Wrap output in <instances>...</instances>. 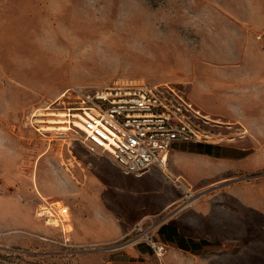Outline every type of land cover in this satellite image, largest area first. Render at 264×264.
Wrapping results in <instances>:
<instances>
[{"label":"rangeland","instance_id":"1","mask_svg":"<svg viewBox=\"0 0 264 264\" xmlns=\"http://www.w3.org/2000/svg\"><path fill=\"white\" fill-rule=\"evenodd\" d=\"M258 45L264 48V0H0V264H53L58 250L113 235L136 217L119 187L136 183L137 172L92 151L77 128L42 127L64 117L54 113L64 90L174 83L189 95L198 90L193 97L209 114L203 140L264 134L259 107L249 114L253 125L238 110L264 101L248 95L261 86L249 80ZM254 52L263 58L264 49ZM190 142L176 139L172 149ZM218 165L206 161L193 173L169 156L154 179L197 190L193 178L209 181ZM249 166L203 190L202 198L232 206L209 225L223 239L168 246L167 264H216L208 261L216 249L224 264H264V166ZM180 199L159 214L163 221Z\"/></svg>","mask_w":264,"mask_h":264},{"label":"built area","instance_id":"2","mask_svg":"<svg viewBox=\"0 0 264 264\" xmlns=\"http://www.w3.org/2000/svg\"><path fill=\"white\" fill-rule=\"evenodd\" d=\"M56 100L58 109L66 113V125L76 127L80 119L88 147L109 153L128 172H142L153 164L165 166L174 140H203L208 135L202 127L208 118L174 83L128 81L95 90L73 87ZM203 193L185 185L180 204L169 214L191 205ZM164 218L145 215L111 247L146 242L163 257L168 247L159 237Z\"/></svg>","mask_w":264,"mask_h":264},{"label":"crops","instance_id":"3","mask_svg":"<svg viewBox=\"0 0 264 264\" xmlns=\"http://www.w3.org/2000/svg\"><path fill=\"white\" fill-rule=\"evenodd\" d=\"M264 49L260 45L255 49ZM252 51V61L249 63V80L250 84H260L259 87H252L248 95L257 97H264V53L263 58H257ZM262 62H257V60ZM253 65L255 68L253 69ZM198 94V90L188 94L189 97L203 110V104L199 98H194V94ZM240 94H228V101L233 100ZM198 97V96H197ZM235 100V99H234ZM233 100V102H234ZM239 100V99H238ZM236 101V100H235ZM241 102H239L240 104ZM259 107L260 113L264 115V101H258L252 107L238 106L240 118L242 121L253 123V119L249 118L252 114V108ZM204 111V110H203ZM250 127V126H249ZM240 138V139H239ZM236 140H191L185 148L173 150L171 147V160L179 161L184 159L186 168L193 173H200L204 170V163L213 162L219 163L221 167L220 174H217L209 181H198L195 176L194 182L197 183V190H204L210 185L215 184L220 186L224 183H230L231 178L240 173L241 170L256 169L264 166V134L250 133L244 137H239ZM254 153V155H253ZM168 156V158H169ZM237 164L242 166L235 167ZM158 164L151 165L148 169L137 172L133 175L136 183L129 185H120L121 192L128 194V198L132 201V210L135 219H131L123 224H117L113 235L98 238L97 240H89L79 247H66L54 253L53 264H167L163 257H158L151 246L146 242L127 243L124 246L114 249L109 244L120 239L126 234L134 225L136 221L145 215H158L164 212L170 205L176 202L183 194V187L181 185H169L166 188L159 185L158 179H154L159 171ZM182 177V175H179ZM229 179L228 181H225ZM191 185V184H190ZM205 195V194H204ZM197 198L191 205L185 207L181 211L171 215L161 225L159 237L164 240L169 247L173 245L181 247L186 244H197L203 240L223 239L218 235L217 227H210L209 225L216 224L218 218L223 216L226 208H232L230 203L212 199L210 197ZM137 218V219H136ZM72 221L63 224L62 229L66 232L72 229ZM50 227H56L50 225ZM60 227V226H57ZM66 238L69 236H65ZM85 243V242H83ZM66 244H68L66 242ZM208 244H203L202 250ZM207 248V247H206ZM216 253L208 261H214L216 264H224V261L219 259L220 249H216ZM203 255V254H202Z\"/></svg>","mask_w":264,"mask_h":264},{"label":"bare ground","instance_id":"4","mask_svg":"<svg viewBox=\"0 0 264 264\" xmlns=\"http://www.w3.org/2000/svg\"><path fill=\"white\" fill-rule=\"evenodd\" d=\"M57 101V100H56ZM51 106L47 107L50 108ZM55 114H60L61 116L66 115V113L64 112V110L60 111V113H56ZM206 116H209V114H205ZM65 117V116H64ZM61 117V118H57V119H50L49 121L52 122H57V124H49V125H43L42 127L45 128H52V129H62V130H68V129H73V128H77L79 130H77L78 132H83V122L80 119H76V127L74 126H67L66 123H64L66 121V118ZM218 121V120H217ZM64 132V131H63ZM105 152V151H104ZM109 154V153H108ZM110 155V154H109ZM181 177V176H179ZM183 177V176H182ZM180 179V178H179ZM1 192V191H0ZM12 204V203H11Z\"/></svg>","mask_w":264,"mask_h":264}]
</instances>
